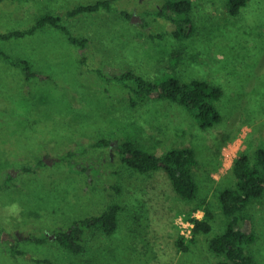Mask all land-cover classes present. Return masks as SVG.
Listing matches in <instances>:
<instances>
[{
    "label": "rangeland",
    "instance_id": "1",
    "mask_svg": "<svg viewBox=\"0 0 264 264\" xmlns=\"http://www.w3.org/2000/svg\"><path fill=\"white\" fill-rule=\"evenodd\" d=\"M97 1L0 2V32L27 29L52 13L63 16L73 35L89 38L85 54L50 25L0 38V52L26 58L49 76L28 78L0 53V229L12 230L10 238H0V264H216L223 255L209 243L228 222L219 193L236 183L237 155L246 152L254 162L264 147V0H248L236 16L227 0H192L196 28L187 37L174 35L177 21L156 14L166 0H113L112 10L67 15ZM127 70L219 85L221 121L201 128L188 108L170 100L133 107L125 86L114 79ZM102 138L131 139L157 154L193 147L196 198H183L165 169L143 173L109 146H94ZM112 202L122 205L114 233L90 230L81 253L56 240V232L74 219ZM201 202L214 212L212 230L198 234L185 251L179 236L192 235L183 232L182 220ZM245 212L257 235L247 252L255 264H264V194ZM194 215L201 218L204 210ZM46 235L43 242L30 239Z\"/></svg>",
    "mask_w": 264,
    "mask_h": 264
},
{
    "label": "trees",
    "instance_id": "2",
    "mask_svg": "<svg viewBox=\"0 0 264 264\" xmlns=\"http://www.w3.org/2000/svg\"><path fill=\"white\" fill-rule=\"evenodd\" d=\"M112 2L113 0H98L96 3L78 5L69 9L67 15L74 17L102 9L112 10ZM247 2L248 0H227L229 14L238 15ZM192 7V0H166L162 8L156 10V14L177 21L179 27L174 31V35L187 37L192 35L196 28L190 16ZM123 13L131 17L130 12L123 11ZM62 17L58 14L45 13L33 26L23 30L13 29L0 32V38L24 37L34 34L39 28L50 25L65 32L68 39L78 44L85 54L89 38H79L73 35L70 28L63 23ZM0 53L4 54L11 64L20 66L28 78L45 79L49 77L35 70L26 58L12 57L4 51ZM114 79L125 86L130 94L129 99L133 107L152 99L170 100L188 108L201 128L212 127L222 119L216 101L222 97L223 89L208 80L194 78L191 81H183L175 75L152 79L134 70L124 71L114 76ZM94 146H109L121 162L143 173L163 168L167 171L175 190L183 198L193 200L197 196L199 184L194 174V167L198 163V158L193 147H173L162 154H157L140 147L131 139L116 142L109 138L99 139ZM233 170L237 178L235 185L227 186L219 193L222 210L228 218L227 227L223 233L211 238L209 245L213 251L223 255V258L216 264H255L253 255L247 251L255 242L257 235L253 217L245 210L253 199L260 198L264 194V147L256 150L254 162L246 152L239 153L235 158ZM12 177L13 173L10 172L9 179ZM121 208V203H108L99 213L74 219L68 228L57 231L55 238L70 251L81 253L86 247L85 235L90 230L108 235L117 230ZM198 209L204 210V216L201 218L194 216V211ZM187 217L194 222L192 236L187 239L184 235H180L178 240L179 247L185 251L196 241L198 234L212 230L214 212L209 203L201 202L192 207ZM9 231L12 230L5 232L0 229V238H10ZM30 239L43 242L48 239V236H30ZM38 261L53 264L49 259H38Z\"/></svg>",
    "mask_w": 264,
    "mask_h": 264
},
{
    "label": "built area",
    "instance_id": "3",
    "mask_svg": "<svg viewBox=\"0 0 264 264\" xmlns=\"http://www.w3.org/2000/svg\"><path fill=\"white\" fill-rule=\"evenodd\" d=\"M196 216V215H194ZM198 217V216H197ZM183 219V218H182ZM182 224L186 227V230L187 232L183 231L187 236H190L192 235V229H193V226H194V222L192 220H182Z\"/></svg>",
    "mask_w": 264,
    "mask_h": 264
},
{
    "label": "water",
    "instance_id": "4",
    "mask_svg": "<svg viewBox=\"0 0 264 264\" xmlns=\"http://www.w3.org/2000/svg\"><path fill=\"white\" fill-rule=\"evenodd\" d=\"M131 18L133 21H138V16H136V15H132Z\"/></svg>",
    "mask_w": 264,
    "mask_h": 264
}]
</instances>
